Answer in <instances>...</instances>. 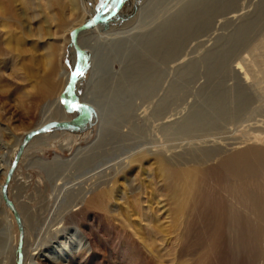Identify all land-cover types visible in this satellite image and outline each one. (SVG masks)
I'll use <instances>...</instances> for the list:
<instances>
[{
  "label": "rangeland",
  "instance_id": "rangeland-1",
  "mask_svg": "<svg viewBox=\"0 0 264 264\" xmlns=\"http://www.w3.org/2000/svg\"><path fill=\"white\" fill-rule=\"evenodd\" d=\"M105 1L0 0V193L22 143L55 113L40 92L55 88L50 101L78 118L63 98L79 58L71 29ZM119 2L102 32L84 37L126 35L79 46L86 61L72 93L95 100L90 121L36 136L8 185L22 264H264V214L238 207L220 167L223 158L264 166V0H113L104 15ZM167 169L182 174L179 192L161 177ZM243 177L264 196L261 170ZM99 193L103 208H82ZM76 227L93 236L72 239ZM19 239L2 197L0 264H18Z\"/></svg>",
  "mask_w": 264,
  "mask_h": 264
},
{
  "label": "bare ground",
  "instance_id": "bare-ground-1",
  "mask_svg": "<svg viewBox=\"0 0 264 264\" xmlns=\"http://www.w3.org/2000/svg\"><path fill=\"white\" fill-rule=\"evenodd\" d=\"M81 23H83V21L81 22ZM88 23V22H87ZM81 25L82 24H80L79 26H74L71 30L72 31H74V30H76V29H78V28H80L81 27ZM85 25V24H84ZM102 25L103 24H97V25H95V26H93V27H91V28H89V29H92V28H94V31L96 30H98V32L100 31V33L102 32L101 30H102ZM126 26V25H125ZM120 27H115V29H113L112 30V34H107V35H104V36H98V37H95V38H93V37H91V38H89V39H85V34H86V32L85 31H87V30H85V31H83V32H81V34L80 33H78V35L76 36V39H77V43H78V45L79 46H81L84 50L86 49V48H88V49H90L91 51H92V49L94 48V46H92V45H90L92 42H90L91 40H94V39H102V38H106V40L107 39H110V38H113V37H118V36H120V35H126V33L127 32H116L118 29H119ZM99 34V33H98ZM94 35V34H93ZM72 56H73V59H74V64H75V54L73 53L72 54ZM93 63H94V61H95V57L93 56L92 57V60H91ZM91 62V63H92ZM69 81H70V74H68L67 76H66V78H65V87H67V85H68V83H69ZM63 89H64V87H63ZM52 90V89H51ZM49 88H48V90L46 91H43V92H40V95H39V98H40V100L41 101H45L46 102V104H45V106L47 105L51 110L52 109H55V113L52 115V116H50V117H48V118H46V120H44V121H42L40 124H38V126H37V128L36 129H34V131L33 130H31V131H33V132H35V131H38V130H40L42 127H44V126H46V125H51V124H57V123H67V122H71L75 117H76V115H75V117H69L68 115H67V113L65 112V109H64V107H63V105H62V103L59 101V98L56 100V101H54V102H52V101H50V95L53 93V91L55 90V88H53V90L51 91ZM58 90V89H57ZM56 91V90H55ZM64 91V90H63ZM62 93V92H61ZM71 95H72V98H73V93H72V91H71ZM61 96V95H60ZM74 99V98H73ZM82 102H84V104H87L88 106L89 105H91V106H93V107H97V105H96V102H95V100L94 99H92V98H90L89 96L88 97H85L83 100H82ZM80 103V102H79ZM48 108V109H49ZM45 124V125H44ZM52 128H63V127H52ZM65 128H69V127H65ZM27 134V133H26ZM31 134V133H30ZM38 135H40V134H38ZM38 135H36V136H38ZM35 136V137H36ZM35 137H33L32 139H31V141L35 138ZM68 139V138H67ZM66 139V140H67ZM26 140V139H25ZM22 141V139H20L19 140V143ZM30 141V142H31ZM25 142V141H24ZM23 142V143H24ZM29 142V143H30ZM23 143H22V145H23ZM28 143V144H29ZM27 144V145H28ZM22 145H21V147H22ZM26 145V146H27ZM25 146V147H26ZM21 147H20V149H21ZM25 147H24V149H25ZM24 149H23V151H24ZM20 151V150H19ZM23 153V152H22ZM22 155V154H21ZM213 156V155H212ZM214 158H216V157H218V156H220L219 154H214ZM235 157V156H234ZM21 158V157H20ZM213 158V157H212ZM235 158H223V159H221L220 160V167L223 169V171L224 170H226V172H225V174L228 176L229 175V177L230 176H232V178H233V180H234V183H233V189H234V191H235V193L237 194V202H236V204L238 205V207L240 208H242V205H244V204H246L247 205V207H248V209H249V211H252V213H253V215H255V216H259V214H264V196H262V194H261V192H260V190L256 187V186H253V185H246L245 184V181H244V175H248L250 178L252 177L253 179L259 174V171L261 170L263 173H264V166L263 165H260L259 164V162H258V165H255V166H249V167H243L241 164L239 165V164H237L236 163V161L234 160ZM164 161H166L167 163H168V165L169 164H171L172 162H169V161H167L166 159L164 160ZM125 164H127V163H125ZM130 164V163H129ZM172 166V165H171ZM179 166V165H178ZM168 175V176H167ZM181 175L182 174H178V173H176V172H174L173 170H171V169H167L166 171H165V174H163L161 177L162 178H164V179H166L165 180V182L167 181V178L169 179L168 181H169V183H173V182H178V181H180L179 179V177H181ZM13 177V176H12ZM133 178V177H132ZM136 179V178H135ZM149 179V178H148ZM252 179V180H253ZM194 181V180H193ZM256 181V180H255ZM131 183V182H130ZM187 183V182H186ZM185 183V184H186ZM190 183V182H189ZM192 183V182H191ZM188 185V184H187ZM190 185V184H189ZM188 185V186H189ZM188 186H186L185 185V187L183 186V192L184 193H187L188 191H189V188H188ZM3 188V187H2ZM0 189H1V187H0ZM172 190V193L174 192V193H176V192H179L180 191V187H179V185H178V183L177 184H175L174 186H172V188H171ZM195 189V188H194ZM141 190V192H137V191H140ZM130 191H131V193H139V194H142V189L140 188V187H138V184H137V182L135 181H133V183H131V185H130ZM198 192V191H197ZM188 193H190V192H188ZM2 194V190H1V193H0V205H1V198L3 197V194ZM185 195V194H184ZM2 196V197H1ZM103 195L101 194V193H99V194H97V195H95V196H93L92 198H90V199H84V200H82L81 202V204L83 205L82 206V208H89L90 206H93V207H95V208H100V207H102L103 208V206H104V201H103V197H102ZM4 199V198H3ZM80 200V199H79ZM150 200V199H149ZM151 204H149L150 205V208L152 209V207H153V201H152V199L149 201ZM156 204H157V206L158 207H160V209H163V210H165L164 211V213L166 214V213H169L171 210H170V205H169V203L167 202V199H160V200H158L157 202H156ZM78 206H80V203L78 204ZM192 207V206H191ZM234 207V206H233ZM91 209V208H90ZM238 209V208H237ZM80 209H78V210H76V211H79ZM233 211V210H232ZM248 211V212H249ZM133 212V211H132ZM172 212V211H171ZM144 213V212H143ZM146 213V212H145ZM187 213V212H186ZM140 214V213H139ZM148 214V213H147ZM146 214V215H147ZM170 214H168V216H169ZM119 216L121 217V219L123 218V217H125L126 219H129V217H130V215H127L126 213H122V214H119ZM235 216V219H236V221H239L240 219H239V216H238V214H236V215H234ZM143 217H145V216H143ZM173 217V216H172ZM146 218V217H145ZM263 218V217H262ZM110 222H112V220L114 219L113 217L112 218H107ZM257 220V219H256ZM108 221V222H109ZM123 221V220H122ZM181 221H182V218H181ZM107 222V223H108ZM113 223V222H112ZM111 223V224H112ZM124 226V225H123ZM131 226V225H130ZM122 230H123V237L125 238V240H126V237H127V240H131L130 239V235H128V232L126 231V229H124V228H122ZM73 231L75 232V233H73L72 235H71V238L72 239H77V237L79 236L78 234H80V240H84L85 239V237L87 236V238L88 237H91V236H93V232L91 233H88V234H86V232L83 230V229H81V228H78V227H76V228H74L73 229ZM91 231V230H90ZM135 231V230H134ZM139 235V234H138ZM23 237H24V234H23ZM78 237V238H79ZM133 238V237H132ZM145 238H147V237H145ZM170 240V239H169ZM76 241V240H75ZM142 241V240H141ZM77 242V241H76ZM172 242V241H171ZM90 244H92V248H91V250H93V251H95V250H97L99 247H97V241H91L90 240V242H89ZM132 243V242H131ZM133 244V243H132ZM152 245V244H151ZM154 245V244H153ZM128 246V245H127ZM132 246V245H131ZM1 248H2V251H5L8 247H6L5 246V244L3 243V244H1ZM147 248L150 250V252L151 253H155V250H154V248L152 247H150L149 245L147 246ZM22 254H21V257H19V259L21 258V259H23V252H21ZM34 255H39V254H37V252H35V254ZM46 256V255H45ZM35 259V258H34ZM36 261L35 262H37V264H39L38 263V258H36L35 259ZM49 260H51V261H53V262H57V259H56V261H54V258H50Z\"/></svg>",
  "mask_w": 264,
  "mask_h": 264
},
{
  "label": "water",
  "instance_id": "water-1",
  "mask_svg": "<svg viewBox=\"0 0 264 264\" xmlns=\"http://www.w3.org/2000/svg\"><path fill=\"white\" fill-rule=\"evenodd\" d=\"M113 0H106L105 3L103 4L102 7V13H100L95 19H93L92 21L86 23L85 25L81 26L80 28L74 30L71 33V39H72V43L76 49V51L79 53V58L75 64V67L73 69L72 72V76L70 78V81L63 93V98L64 100L73 108L77 109L79 112L78 118H76L75 120L71 121V122H67V123H55V124H51V125H46L44 127H42L40 130L32 132L25 140V142L23 143L20 151L17 154V157L11 167V170L7 176L6 182L2 188V194H3V198L7 204V206L11 209V211L13 212L18 227H19V231H20V239H19V250H18V255L19 257H21V252H22V247H23V227H22V222H21V218L13 204V202L8 198L7 196V188L8 185L12 179V176L14 174V171L18 165V162L20 160L21 154L23 152L24 147L31 141V139L33 137H35L38 134H41L45 131H47L48 129H51L52 127H72V128H76V127H81L83 125H85L86 123H88L91 119V111L90 108L87 104L84 103H79L78 101H76L75 99L72 98L71 95V91L73 89V86L75 85V82L77 81L81 71H82V63L84 61H86V53L79 47L78 43H77V39L76 36L78 35V33H81L97 24H105L106 22L111 21L117 14L118 12L121 10L122 8V3L119 2L117 7L109 14V15H104L109 4L112 2ZM18 264H22V259L20 258L18 261Z\"/></svg>",
  "mask_w": 264,
  "mask_h": 264
}]
</instances>
